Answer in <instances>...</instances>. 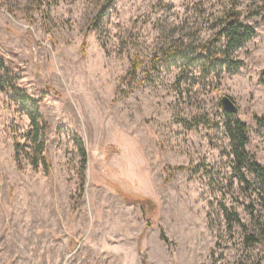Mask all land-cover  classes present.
<instances>
[{
    "label": "rangeland",
    "instance_id": "1",
    "mask_svg": "<svg viewBox=\"0 0 264 264\" xmlns=\"http://www.w3.org/2000/svg\"><path fill=\"white\" fill-rule=\"evenodd\" d=\"M113 1L94 26L104 0H0V59L42 97L50 160L16 158L29 119L0 91V264H264V240L244 242L259 205L233 173L220 104L238 106L264 164V0ZM228 11L255 34L232 52L238 70L206 74L192 56Z\"/></svg>",
    "mask_w": 264,
    "mask_h": 264
},
{
    "label": "trees",
    "instance_id": "2",
    "mask_svg": "<svg viewBox=\"0 0 264 264\" xmlns=\"http://www.w3.org/2000/svg\"><path fill=\"white\" fill-rule=\"evenodd\" d=\"M113 0H104L103 9L93 20V25L97 26L102 19V16L113 5ZM255 34L254 27L250 24L244 23L238 16L237 12L228 11L223 18L220 27L216 34L209 40L198 46L196 52L192 56V62L199 64L200 68L209 74L212 70L220 71L224 67L228 72H235L242 66V61L236 60L232 57V52L241 48L246 41H248ZM174 56H180L181 53L177 51L172 52ZM187 57V56H186ZM161 60V55H156L152 59V67L154 68ZM141 65L139 57H135L132 67L129 71L130 79L135 78L136 71ZM0 91L11 94L14 97L15 103L22 113L29 119V128L24 133V143L19 141L14 142V150L16 158L22 152L26 153L25 148H30L34 152V159L32 164L38 166L39 162L48 168L50 160L47 155H42L45 150V141L43 136L49 128L48 122L42 117L40 112L41 96L35 97L31 95L20 83L18 76L14 74L11 69L5 65L3 59H0ZM233 114L225 112V122L223 125V132L229 141V155L231 156V167L234 175L242 183L244 192L249 195L255 194L256 201L259 205L257 213L253 210V204L247 205L250 217L256 221L255 227L247 232L244 237V242L258 243L264 240V164L259 163L249 155L246 150L248 143V135L245 123L239 119L233 118ZM258 125L264 126V114L255 118ZM28 154V153H26ZM81 164L85 167L86 153L83 147H80ZM181 170L185 167H176ZM249 172L254 180L252 181L245 174ZM145 202L141 203V207L145 208ZM222 211L227 226L231 228L233 225H239L246 229L247 227L241 222L236 211L222 204ZM162 238L165 239L164 234Z\"/></svg>",
    "mask_w": 264,
    "mask_h": 264
},
{
    "label": "water",
    "instance_id": "3",
    "mask_svg": "<svg viewBox=\"0 0 264 264\" xmlns=\"http://www.w3.org/2000/svg\"><path fill=\"white\" fill-rule=\"evenodd\" d=\"M220 104H221L222 109L226 113L236 115L239 112L238 106L229 96H226V95L222 96L220 99Z\"/></svg>",
    "mask_w": 264,
    "mask_h": 264
}]
</instances>
